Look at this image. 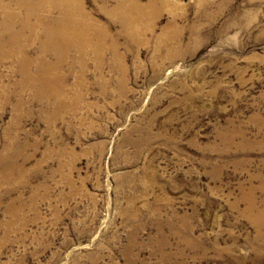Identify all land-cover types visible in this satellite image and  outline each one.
<instances>
[{
	"label": "rangeland",
	"instance_id": "obj_1",
	"mask_svg": "<svg viewBox=\"0 0 264 264\" xmlns=\"http://www.w3.org/2000/svg\"><path fill=\"white\" fill-rule=\"evenodd\" d=\"M3 1L0 264H264V0Z\"/></svg>",
	"mask_w": 264,
	"mask_h": 264
},
{
	"label": "bare ground",
	"instance_id": "obj_2",
	"mask_svg": "<svg viewBox=\"0 0 264 264\" xmlns=\"http://www.w3.org/2000/svg\"><path fill=\"white\" fill-rule=\"evenodd\" d=\"M18 1H21V0H18ZM47 1H50V0H40V3L39 4H37V3H34L33 2V0L30 2V3H25V2H21L20 3V8H21V13L19 14V15H15L11 10L9 11V9H7V8H3V10H1V14H3L4 13V19H6V21H8V22H10V21H12L13 22V24L15 23L16 24V22L18 23H20L22 26H28V25H30L29 23H30V21H31V15L32 14H34V11H35V9H38V8H41L42 7V3L43 4H45ZM133 2H132V4L134 5H132V4H130V6L131 7H129V9H130V11H132L131 10V8L132 7H134V8H140V5L138 4V2H136V0H132ZM17 2V1H16ZM28 2V1H27ZM37 2H39V1H37ZM5 6H7L6 5V3H5V1H3V0H0V9H1V7H5ZM137 10V9H136ZM127 14V13H126ZM134 14V13H133ZM124 16V15H123ZM127 16V15H126ZM135 16V15H134ZM136 16H137V14H136ZM1 17V16H0ZM19 17V18H18ZM123 18H121V20H122ZM36 20L37 21H41V23L43 24H41L42 26H43V29H41V32H42V34H43V36L45 37V39H43V41L45 40L46 42H47V40H49L50 41V43H51V45H56L58 42H57V39L59 38V35H62V32H67L68 33V37H66L67 39H68V41L69 40H76V37H75V35L73 34V33H70L69 32V30L67 29V27H69V25L64 21V20H61L60 18H57V17H55V18H44V20H42V19H40V17H37L36 18ZM124 20V19H123ZM0 21H2V23H3V20H0ZM55 21H57V23H58V25H60L59 23H61L62 25L61 26H55L56 24H55ZM11 22V23H12ZM49 22V23H48ZM8 24V23H7ZM3 25H4V23H3ZM2 25V26H3ZM12 24H9V25H7V26H3V27H5V28H0V34H1V36H0V46H2V45H4L5 43H7V42H10L11 40H14V36L13 37H11V36H9V34L7 35L6 33L7 32H9V30H11V29H14V25H12ZM31 25H35V24H31ZM1 26V27H2ZM19 26V25H18ZM34 27V26H33ZM57 27H59L58 29H57ZM16 28H18L17 27V25H16ZM23 30H24V28H22ZM33 29V28H32ZM29 30V29H28ZM16 31V30H15ZM18 31L20 32L21 31V29L19 28L18 29ZM16 32L15 34H16V36H18V33L19 32ZM5 32V33H4ZM11 32V31H10ZM24 32V31H23ZM108 32V31H107ZM11 33H13V32H11ZM22 34V33H21ZM13 35V34H12ZM46 35V36H45ZM20 36V35H19ZM18 36V37H19ZM43 37V38H44ZM17 40V39H16ZM99 40H101V38L99 39ZM20 41V40H19ZM48 41V42H49ZM16 42V41H15ZM46 42H44V43H46ZM12 43V42H11ZM49 43V44H50ZM20 44V43H19ZM48 44V43H47ZM15 45V44H14ZM14 45H13V47H14ZM17 45V44H16ZM5 46V45H4ZM3 46V47H4ZM9 48H10V46H8ZM6 48V47H5ZM12 49V48H11ZM1 50V49H0ZM3 51V50H2ZM5 52V51H4ZM3 55V54H2ZM2 57V56H1ZM32 62H33V60L32 59H28L26 62H22L23 64H26V65H33L32 64ZM29 66V67H30ZM26 67V66H25ZM27 68V67H26ZM25 68V69H26ZM29 69V68H28ZM27 69V70H28ZM21 70H23V71H25L24 70V68L23 69H21ZM26 70V71H27ZM29 72H30V70H29ZM31 75H33L34 76V74L33 73H30V76ZM44 75V74H43ZM29 78V77H28ZM43 78V77H42ZM41 77H40V79L43 81V82H45V81H47L48 79L47 78H45V80H43ZM27 79V78H26ZM30 79V78H29ZM29 81V80H28ZM30 82V81H29ZM55 94V93H54ZM58 94H59V92H58ZM51 95V94H50ZM55 97V96H54ZM260 215H263V214H261L260 213ZM264 247V246H263ZM263 259H264V257H263ZM263 261V260H262Z\"/></svg>",
	"mask_w": 264,
	"mask_h": 264
}]
</instances>
